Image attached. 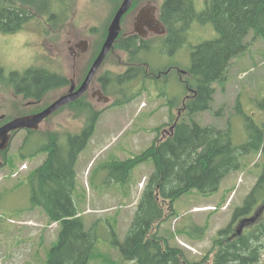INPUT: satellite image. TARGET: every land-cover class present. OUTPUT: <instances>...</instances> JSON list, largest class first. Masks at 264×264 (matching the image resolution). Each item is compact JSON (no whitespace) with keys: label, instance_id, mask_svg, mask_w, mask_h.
I'll return each mask as SVG.
<instances>
[{"label":"rangeland","instance_id":"1","mask_svg":"<svg viewBox=\"0 0 264 264\" xmlns=\"http://www.w3.org/2000/svg\"><path fill=\"white\" fill-rule=\"evenodd\" d=\"M13 1L15 5L26 4L32 20L15 34L0 31V66L5 72L41 68L79 85L97 56L105 39L104 31L122 0H66L67 11L61 13L65 20L54 24L40 12V0ZM149 1L157 11L163 2L134 0L121 21V35L134 33L135 16ZM205 1L195 0L197 11L204 9ZM50 3L54 5L53 0ZM186 36V45L173 53L165 52L164 47L161 52L156 47L146 54L149 67L160 70L161 74L150 78L155 80L140 77L126 85L129 94L139 93L130 103L114 106V96H110L108 105L98 103L97 98L91 97L92 92L100 89L94 78L84 101L80 102L84 111L78 113L71 107L52 115L31 135L36 142L25 146L22 153V139H14L7 155L8 164L0 168V264H47L59 227L48 220L41 208L31 209L28 179L47 156L45 152H35L46 143L49 134H58L65 144L66 135L82 130L92 109L101 114L87 147L78 155L73 192L85 230L99 223L95 226L99 232L96 249L101 257L90 264H134L121 259L112 244V231L121 242L124 240L154 165L149 160L135 166L124 184L108 180V167L113 162L139 156L156 137L166 136L173 122L181 118L188 120L183 108L188 95L185 68L190 66L192 48L215 39L217 34L211 24L194 23ZM164 37L149 35L147 40ZM79 42L87 44L84 52L74 49V44ZM245 42L247 49L232 60L226 81L214 84L210 109L191 116L202 127L229 129L234 146L248 141L246 124L249 120L257 126L264 125V111L259 106L264 104V38L250 32ZM69 47L77 56L74 65V57L67 52ZM127 60L126 54L113 49L96 78L106 72L122 73L127 69ZM67 89L68 86H63L46 91L38 107L54 101ZM125 98L118 97L119 100ZM168 100H176L175 107ZM88 105L93 108L86 109ZM32 154L34 156H29ZM238 160L240 168L228 173L217 191L205 195L197 190L190 191L173 204V214L155 226L157 235L168 240L170 247L183 250L189 261H199L207 254L217 232L230 223L233 212L243 206L244 199L262 174L264 159L260 153L251 152ZM261 220H264V210ZM257 264H264V248Z\"/></svg>","mask_w":264,"mask_h":264},{"label":"trees","instance_id":"2","mask_svg":"<svg viewBox=\"0 0 264 264\" xmlns=\"http://www.w3.org/2000/svg\"><path fill=\"white\" fill-rule=\"evenodd\" d=\"M25 7L24 3L15 5L10 0H0V30L11 32L28 21L30 9ZM61 7L59 13L66 12V4L62 3ZM39 9L52 15L58 12L48 2ZM158 14L167 28V37L144 40L128 35L119 39L115 49L128 56L127 69L119 74L106 72L95 78L104 95L114 96V106L128 104L139 95L129 94L126 85L140 77L155 80L150 78L161 74L160 70L149 67L147 53L156 47L161 52L164 47L173 53L186 45V35L194 23L211 24L217 37L195 45L190 54V66L185 68L188 95L183 108L188 120L181 118L173 122L172 130L166 136L156 137L139 156L109 165L108 180L121 184L128 182L135 166L149 160L154 165L124 240L121 242L112 231V244L123 261L134 264H257L264 248V220L257 221L240 235L234 225L264 208V164L243 206L236 208L230 223L217 232L210 250L201 260L189 261L183 250L170 247L168 240L157 235L155 226L171 216L173 204L190 191L197 190L204 195L217 191L223 178L240 168V156L258 152L264 159V125L257 126L249 120L246 124L248 141L234 146L229 129L202 127L191 117L210 109L214 84L226 81L232 60L247 49L248 34L253 32L255 37L264 38V0H206L202 11H197L195 0H163ZM0 72H3L1 68ZM13 78L17 88L22 89L26 84L37 93L63 84L62 77L41 70H28L22 77L13 74ZM121 96L126 98L119 100ZM175 101L168 100L173 107ZM80 102L72 107L78 113L85 109ZM259 106L264 111V104ZM89 108L88 105L86 109ZM99 114L92 109L82 130L66 135L65 144L58 134H49L46 143L35 152H45L47 156L28 179L31 209L41 208L48 220L59 227L47 264H90L101 257L96 249L99 232L95 226L99 223L95 222L86 231L73 199L78 155L93 136Z\"/></svg>","mask_w":264,"mask_h":264},{"label":"flooded vegetation","instance_id":"3","mask_svg":"<svg viewBox=\"0 0 264 264\" xmlns=\"http://www.w3.org/2000/svg\"><path fill=\"white\" fill-rule=\"evenodd\" d=\"M10 1L12 2V0H10ZM50 1L51 0H44V1L43 0H40L39 3H38V6H40V5L43 6L44 3H46V2L50 3ZM53 2H54L55 9L58 11L57 14H53L52 15V14L43 13L42 15H44L47 18L48 22H50L52 24H54L55 22H63L65 20L64 19L65 17L62 16L61 13H59V9L61 10V8H62L61 7V4L62 3H65L66 4V7H67V2H66V0H53ZM122 2H123V0L121 1V3ZM121 3H120V5H121ZM133 4H134V1L132 3V6H133ZM150 4H152L151 1L147 2L143 7H145L147 5H150ZM120 5L118 6V8L120 7ZM132 6H131V8H132ZM142 8H140L138 10V12H137V14L135 16L134 22H133V31H134V33L126 34V35H121V32H120V35L118 36V38H117V40H116V42L114 44L113 49H115V45H116V43L118 42L119 39L124 38V37H126L128 35H137L138 37H140L141 39H144V40H147L148 39L147 37H149V35H152V36H154V35L155 36H159V35L165 36L164 39L167 37V28L159 20V14H158L159 13V9H158L157 14H156L157 15L156 19L159 21V23L157 21H155V18L154 17L150 18L148 15L147 16L145 15V17H143L141 20H139V21L136 22L137 16H138V14H139V12H140V10ZM130 9H129V11H130ZM66 11H67V9H66ZM116 11H115V13H116ZM115 13H114V15H115ZM114 15H113V17H114ZM29 16H30V19L28 21H26L25 23L19 25V27H18L17 30H14V31H11V32H6V33L15 34L17 31H19L20 29H22L25 24H27L28 22H30L32 20V14H30ZM113 17H112V19H113ZM123 17H122V19H123ZM112 19H111V21H112ZM122 19H121V21H122ZM111 21H110V23H111ZM110 23H109V25H110ZM109 25L107 26V28L104 31L105 39L107 38ZM120 26H121V23H120ZM1 32H3V31H1ZM105 39H104V41H105ZM84 43L85 42H79L78 44H74V46H75L74 49H79L80 51H82L83 48L86 49L87 44H84ZM103 43H102V45H101L98 53L100 52V50H101V48L103 46ZM74 49L71 48V47H69L68 48V51H67L68 54L71 57H74L73 58V65H74L75 59L77 57ZM165 52L168 53V50L165 49ZM92 63H91V65H92ZM0 68L3 71V72H0V129L2 127L6 126L7 124H9L10 122H12L13 120L17 119V118L28 117V116H32V115H35V114L40 113L46 107H48L51 103H53L55 100H57L59 97H61L62 95L67 94L72 84H74L76 86V88H78L81 85V83L83 82L82 81L79 85H76L74 83V81L71 80V79L67 80V79H65L62 76H59V75L54 74V73H51V72H49V71H47L45 69H41V68L29 67V68H27L25 70H22V71H11V72H5V70L1 66H0ZM174 68H175V66H174ZM89 69H90V67H89ZM89 69H88V71H89ZM28 70H41L43 72H46L49 75H54V76H57V77L58 76L59 77H62L60 79L63 80V84L61 86H57V87H53V88H59V87H63V86H66L67 87L68 86L67 91L65 93L59 95L57 99H55L54 101L50 102L49 104L44 105L41 108L38 107L39 105H41L43 103L42 102V98L45 95L46 91L51 90L53 88H46L43 91L40 90V93H37L36 90H33L32 87L27 86L26 84H24V88H22V89L17 88L16 87L17 86L16 85L17 84V81H16V79L13 78V74L14 75L15 74H18V75H20L22 77V76H24V74ZM88 71H87V73H88ZM72 72L75 73V68L74 67L72 69ZM87 73H86V75H87ZM86 75H85V77H86ZM91 85H92V83L90 84L88 91L83 95L82 98H84V96L87 95V93L90 90ZM100 89H101V87H100ZM82 98H80L79 100H77L75 102H72V103H70V104L62 107L57 112H60V111H62L64 109H69V108L73 107V105H75L79 101L82 102V100H81ZM90 107L93 108L92 106H90ZM95 111L96 112H100V111H97V110H95ZM57 112H55L54 114H56ZM54 114H52V115H54ZM50 117H48L47 119H45L41 124H43L45 121H47L48 119H50ZM38 130H39V128L37 130L22 129V130H16V131L9 132L8 133L9 141H8V145L5 148H1L2 143L0 141V168H3V167H5L8 164L7 155H8V153L11 150V144L14 141V139L15 138L22 139V144H21V149H20L21 151L19 150L22 153V149L23 148H26L27 146L30 147L31 145H33L36 142V141H33L31 139V135L34 132L38 131ZM21 157H22V155H21ZM27 158H29V157H27ZM255 213H256V211H254L247 218L252 217ZM259 220H260V218H259Z\"/></svg>","mask_w":264,"mask_h":264},{"label":"water","instance_id":"4","mask_svg":"<svg viewBox=\"0 0 264 264\" xmlns=\"http://www.w3.org/2000/svg\"><path fill=\"white\" fill-rule=\"evenodd\" d=\"M133 1L134 0H123L120 7L117 9L109 25L107 38L105 39L100 52L90 66V69L81 85L76 88V86L72 84L67 94L59 97L40 113L28 117L17 118L6 126L2 127L0 129V141L2 143L1 148H5L8 145L9 132L22 129L37 130L45 119L60 110L62 107L83 97V95L88 91L90 84L96 77V74L102 66L105 58L113 50L114 44L121 32V19L131 8ZM156 14L157 8L152 4L147 5L140 10L136 22L145 17V15H148L150 18L154 17L155 21L159 23V21L156 19ZM82 51L84 52L85 48H83ZM91 97L97 98V102L104 105H108L111 102L110 97L104 95L100 89L98 91L92 92ZM172 128L173 127H171V130ZM263 210L264 208L260 209L252 217L241 219L236 225V233L240 235L245 228L254 224L260 218Z\"/></svg>","mask_w":264,"mask_h":264}]
</instances>
